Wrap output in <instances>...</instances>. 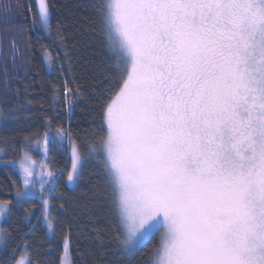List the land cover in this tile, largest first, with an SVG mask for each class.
<instances>
[{
  "label": "snow or ice",
  "instance_id": "6c2138e0",
  "mask_svg": "<svg viewBox=\"0 0 264 264\" xmlns=\"http://www.w3.org/2000/svg\"><path fill=\"white\" fill-rule=\"evenodd\" d=\"M24 7L0 0V22L10 23L13 10ZM52 8L48 0H38L35 12L27 6L31 23L49 36ZM92 10L110 53L107 139L86 150L73 146L70 169L55 176L48 170V182L30 179L36 162L26 151L22 163L14 162L23 189L17 188L16 203L38 191L42 204L54 191L63 199L59 182L75 191L86 164L99 158L111 190L110 216L85 237L91 264H133L157 234L160 244L146 264H264V0H97ZM62 28L58 23L55 33L71 72L68 49L76 44H68ZM89 47L85 39L82 51ZM11 49L15 65L16 40ZM59 55L45 61L50 69L58 65L62 93L74 99L76 77L63 76ZM13 207L0 203V218ZM54 221L51 213L45 216L50 240L57 236ZM9 237L0 229V244ZM67 237L61 264H74ZM112 245L120 259H101ZM20 251L19 245L13 249L9 264H33L27 242L22 251L28 258L17 259Z\"/></svg>",
  "mask_w": 264,
  "mask_h": 264
},
{
  "label": "trees",
  "instance_id": "16d2710c",
  "mask_svg": "<svg viewBox=\"0 0 264 264\" xmlns=\"http://www.w3.org/2000/svg\"><path fill=\"white\" fill-rule=\"evenodd\" d=\"M10 2L13 5L23 4L25 7L13 10L10 23L0 22V109L4 116L0 120V201H11L14 205L12 214L2 223L10 237L0 247V264H9L13 249L19 245L22 252L25 242L30 248L28 254L33 264H61L65 233H68L70 256L74 264H91L93 257L88 254L87 249L92 245L85 237L94 236L93 225L102 226L103 218L110 216L108 209L111 190L102 178L101 160L92 159L86 164L84 178L75 191H67L62 179L57 187L64 193L63 199L54 191L51 197L46 198L45 204L41 203L37 194L27 203H16L15 194L17 188L22 190V185L19 169L14 166V162H18L26 151L41 161V157H44L42 146L40 150L34 146L43 145L45 139L51 136L55 139L47 145L44 164L53 171V175H57L58 170L70 169L71 163L70 145L67 139L60 144L59 137L70 131L69 142L84 150L90 143L100 144L106 141L104 106L109 97V92L106 91L109 81L106 76L112 73L106 37L92 10L97 0H48L53 5L51 36L41 31L39 24L31 23L27 6L32 5V12H35V0ZM70 13H75V17ZM26 16L28 19H25ZM58 23L63 25L62 31L68 44H76L75 49H68L73 65L71 72L67 68L68 62L63 59L65 48L55 33ZM21 27L23 31L20 30ZM93 28L94 32L91 31ZM37 33L41 37L39 42ZM85 39L90 44L86 52L82 51ZM13 40H16L20 49L15 57V65L11 49ZM29 43L31 47H28ZM41 45L46 47L42 49ZM57 53L65 65L63 76L70 80L73 75L76 77L79 92L74 99L71 93L67 97L62 93L58 65L54 64L50 69L45 61V56L53 58ZM5 80L8 81L7 89L4 87ZM53 84L57 88L54 89ZM57 93L60 95L57 96ZM111 95L114 97L115 92ZM48 124H51V129L47 127ZM66 174L65 171V176ZM13 181H16L15 185ZM61 204L67 210L61 209ZM76 205L80 207H75ZM47 208L59 221L53 222L57 230L55 240L49 239V229L43 221ZM41 209H44L43 214ZM93 213L95 219L90 218ZM158 245L159 234L152 237L135 256L133 264H146ZM115 252V246L112 245L111 251L101 259H120L114 255Z\"/></svg>",
  "mask_w": 264,
  "mask_h": 264
},
{
  "label": "rangeland",
  "instance_id": "374dc122",
  "mask_svg": "<svg viewBox=\"0 0 264 264\" xmlns=\"http://www.w3.org/2000/svg\"><path fill=\"white\" fill-rule=\"evenodd\" d=\"M35 2H36V6H37V4H38V0H35ZM39 29L41 30V31H43L41 28H40V26H39ZM44 32V31H43ZM45 33V32H44ZM46 34V33H45ZM48 35V34H47ZM114 98V97H113ZM3 114H2V111H1V109H0V120H2L3 119ZM48 138H46L45 139V141L47 140ZM45 141H44V143H43V145H41V144H35V146H34V148L35 149H38L39 148V150L41 149V146H42V151H43V153H44V157H43V159L40 161V160H37V159H35L34 158V156H33V154H31V152L29 153L28 152V154L31 156V158L36 162L35 163V165L33 166V177H31L30 179H34V180H37V181H45V182H48V181H50V177L47 175V171L49 170L46 166H45V164H44V160H45V158H46V155H47V146L45 145ZM67 142H68V144L70 145V153H71V151H72V147L73 146H75V147H77L74 143H72L71 144V142H69V140L67 139ZM48 145V144H47ZM24 156V155H23ZM23 156L19 159V161L18 162H23ZM71 163H72V160H71ZM71 163H70V167H71ZM19 169V172H20V175H22V169H20V168H18ZM42 169H43V172H44V174H41V172H42ZM55 176V175H54ZM47 187H48V184L47 183H44V184H42L41 185V188L42 189H47ZM23 190V189H22ZM37 195H38V197L40 198V192L38 191L37 193H36ZM47 197H45V199H46ZM3 202H6V201H0V203H3ZM50 212H49V209L47 208L46 209V211H45V215H44V218H43V221H44V223H45V216H47L48 214H49ZM4 219L5 218H0V229H3V227H2V223H3V221H4ZM46 224V223H45ZM160 238H161V234H159V244H160ZM68 239V238H67ZM65 243V242H64ZM68 243H69V240H68ZM1 245L2 244H0V247H1ZM69 255H70V248H69ZM21 257H25V254H24V252L22 251V252H20V254H19V256L17 257V259H19V258H21ZM28 257H29V254H28ZM28 257H25V258H28ZM63 258H64V256H63V254H62V260H63ZM70 259H71V256H70ZM14 264H15V262H14Z\"/></svg>",
  "mask_w": 264,
  "mask_h": 264
}]
</instances>
